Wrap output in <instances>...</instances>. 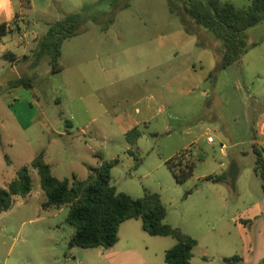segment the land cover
<instances>
[{"label":"rangeland","instance_id":"1","mask_svg":"<svg viewBox=\"0 0 264 264\" xmlns=\"http://www.w3.org/2000/svg\"><path fill=\"white\" fill-rule=\"evenodd\" d=\"M36 1L52 4L57 18L83 14L90 19L79 38L63 43L59 65L64 71L33 76L32 89H9L5 82L12 69L0 62V187L5 188L41 152L48 153L60 180L70 178L71 172L83 176L82 160L96 162V152L109 162L119 160L111 172V184L118 192L133 199L146 192L161 196L165 223L198 242L192 264H226L224 259L233 257L240 259L233 264H263L264 249L255 241L260 219L254 218L264 205V192L255 172L253 143L261 138L254 122L264 108V21L247 30V43L258 46L249 50L241 65L212 79V51L181 39L184 28L170 13L168 0ZM230 1L238 8L251 4ZM115 4L119 8H113ZM85 6H92L88 14L83 12ZM99 14L101 21L93 22L91 18ZM160 37L167 38L164 51L159 50ZM140 49L152 54L139 57ZM104 52L112 54V63L108 56L102 58L106 79L98 90L95 83H84L77 70ZM159 56L163 65L155 67ZM80 97L91 121L81 114L73 135L56 137L54 132H62L65 121H72L71 109L82 108ZM141 99L154 105L153 113H135L140 107L133 103ZM121 117L128 119L116 122ZM132 120L139 122L141 137L129 145L123 130ZM209 136L213 144L207 142ZM52 138L58 143L53 144ZM178 154L177 159L196 164L193 177L184 184L176 182L166 164ZM134 156L141 159L138 167ZM232 162L239 168L235 188L204 180L228 172ZM31 177V194L16 197L12 208L0 213V264H73L66 260L73 261L74 255L88 249L70 247L75 230L66 223L69 207L42 208L47 197L36 170H31ZM188 191L191 195L186 197ZM144 243L152 250L163 246Z\"/></svg>","mask_w":264,"mask_h":264},{"label":"trees","instance_id":"2","mask_svg":"<svg viewBox=\"0 0 264 264\" xmlns=\"http://www.w3.org/2000/svg\"><path fill=\"white\" fill-rule=\"evenodd\" d=\"M29 3V0H26ZM105 0H100V3ZM247 8H238L230 0H168L170 13L175 15L185 31L196 37L197 47L211 50L215 58V69L209 78L215 79L222 70L232 66H240L244 56L258 46L257 43L248 44L247 30L264 21V0H250ZM113 8H119L116 4ZM92 6H85L83 12L89 13ZM102 14L92 17L93 22L99 23ZM83 14H70L53 23L39 42L37 54L49 58L53 74L62 68L59 61L62 57V45L65 41L79 35L83 25L89 20ZM111 18L109 23H113ZM12 31L6 24L0 25V40ZM10 54L5 53V57ZM6 85L9 89L24 87L32 89L33 79L30 77L8 76ZM68 124V121H65ZM141 137L138 128L126 134L129 145H134ZM185 152V151H184ZM256 155V174L262 180L264 192V151L253 144ZM181 154V153H180ZM132 156L133 153L130 152ZM179 155V154H178ZM166 162L174 179L178 184H184L193 177L195 162L193 160L177 159ZM177 159V160H176ZM136 167L141 159L134 156ZM119 163L118 159L103 161L98 167H88L89 176L80 180L76 176L71 179L56 178L50 165L41 152L31 162L29 167L19 171L17 177L0 187V213L12 208L16 197H26L32 192L31 170H36L40 177V185L47 201L44 209L50 207H69L66 223L74 228L75 233L71 245L81 249L104 248L110 249L119 241V229L129 220H141L143 230L152 237H171L176 241L175 246L165 252L167 264H192L193 249L198 242L185 234L180 228H174L165 223L166 208L157 193L144 194L143 198L133 199L128 194L118 192L111 184L112 169ZM239 168L232 162L230 170L220 176H208L204 180L212 183H227L235 188ZM191 192H186L188 197ZM249 224V221H244ZM240 260L238 257L224 259L226 264H233ZM264 264V259L262 261Z\"/></svg>","mask_w":264,"mask_h":264},{"label":"crops","instance_id":"3","mask_svg":"<svg viewBox=\"0 0 264 264\" xmlns=\"http://www.w3.org/2000/svg\"><path fill=\"white\" fill-rule=\"evenodd\" d=\"M58 2L60 3V0H58ZM55 15L56 14L55 11H53V5L49 2H47L45 5H40L37 3L36 0H29V3L26 0H0V25L6 24L8 28L12 31L11 34L0 40V62H6L11 66L12 70L9 72L10 74L8 73L10 76H16L18 78H32L33 76L48 77L52 74L48 56H39L37 54V51L39 42L42 37L45 36L49 27L53 23L66 17L60 16L62 18H57ZM84 31L85 29L82 30L81 28L79 35L72 39L79 38ZM180 35L181 39H183V41L189 44L194 43V41H196L197 43V40L195 39L196 37L187 33L185 29L184 31L179 32V36ZM165 40H167L166 37L159 38L160 51H164L165 49H167V42H165ZM151 43H153V41ZM151 45L152 44H149L148 46ZM144 51V49L138 50L137 55L139 57L146 58L148 57L147 55L152 54V52L148 53L147 49L146 52ZM5 53H9L10 55L8 57H5ZM104 56H108L109 63H112L111 53L104 52L102 55L97 53L95 55V59L93 58L94 60H89L87 64L82 65L81 69L77 70L78 74L82 76L84 83H95L96 85H98V90L103 87L100 86L101 82L103 84L104 80L106 79V77H104V75H106L105 63L102 59L104 58ZM157 59L158 61L155 64V67L162 66L163 64L159 60L160 56L157 57ZM243 61L244 58L242 62ZM210 63V68L212 69L215 63L214 56L213 59H211ZM143 69H149V67H143ZM63 71L64 70H61L59 73ZM114 74L115 70L112 69V72L108 75L111 81L114 80ZM185 80L186 79H183V81ZM69 88L71 90L73 87L70 86ZM73 99L74 98H71V107L72 105H74ZM77 100L82 102V105H80L82 108L80 110L73 108L71 109L72 121L67 120L68 124H65L66 129L62 132H54L56 137L63 138L67 134L73 135L74 133L72 130H74V123L83 118L81 114L85 116V119L91 121V118L88 117L87 109L84 106V97H80ZM133 106L140 107L135 111V113L144 111L146 113L151 114L154 111V105L151 103L143 102L142 99L133 103ZM258 116L259 118L255 120L254 126L259 129V131L257 132L259 133L261 138L254 139L253 144H255L258 148L264 151V108L261 109L260 115ZM127 119L128 117H124L123 119L122 117L121 119L116 118V122L120 123L121 120L122 122H124L127 121ZM93 120L95 121V118ZM132 121L133 122L132 124H130L129 128L123 130L125 136L129 131L139 127V122L134 120ZM44 126L45 125L43 124L42 127ZM51 142L53 144H57L58 140L56 138H52ZM93 154L96 159V162L90 163L86 160H82L81 162V165L85 170V172H83V176L80 177L76 173L71 172L70 178L64 179H71L73 176L77 175L76 177L78 179L85 180L89 176L88 167H98L103 161H108L106 157H99L98 153L96 152H93ZM222 156L226 157L227 153L223 152ZM45 160L50 165L52 173L54 175L53 166L50 163L48 153H45ZM45 203L46 202H44L43 204ZM260 209L261 211L258 212V214L254 218L255 220L260 219V223L257 225L258 228L255 234V241L257 242L259 247H262L264 249V205ZM248 219L252 221L251 218ZM136 222H141V220H129L121 225L119 229V241L114 247L110 249H104L101 247L93 248L90 250L88 249V251L86 250L80 255H74L73 261L68 258L66 260V263L73 262V264H167L164 258L165 252L175 246L176 242L173 244L172 241L168 239V237H162L164 239H159L158 241L151 240L146 237L148 236V234L143 230L142 222ZM241 228L246 231V227L244 225H241ZM121 232L122 234H124L123 237ZM145 241L148 242L151 246H154L156 244H162L163 246L158 250H152L150 246H148V244L144 243ZM158 251H161V254L160 252L158 253Z\"/></svg>","mask_w":264,"mask_h":264},{"label":"built area","instance_id":"4","mask_svg":"<svg viewBox=\"0 0 264 264\" xmlns=\"http://www.w3.org/2000/svg\"><path fill=\"white\" fill-rule=\"evenodd\" d=\"M207 142H208L209 144H213V143H214V139H213V137H212V136L207 137Z\"/></svg>","mask_w":264,"mask_h":264},{"label":"water","instance_id":"5","mask_svg":"<svg viewBox=\"0 0 264 264\" xmlns=\"http://www.w3.org/2000/svg\"><path fill=\"white\" fill-rule=\"evenodd\" d=\"M70 247H73V245H70Z\"/></svg>","mask_w":264,"mask_h":264}]
</instances>
